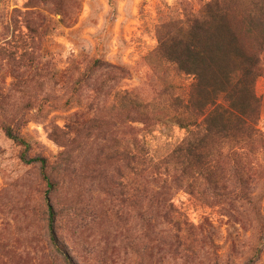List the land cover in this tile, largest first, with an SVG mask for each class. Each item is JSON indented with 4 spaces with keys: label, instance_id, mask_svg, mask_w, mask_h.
<instances>
[{
    "label": "rangeland",
    "instance_id": "1",
    "mask_svg": "<svg viewBox=\"0 0 264 264\" xmlns=\"http://www.w3.org/2000/svg\"><path fill=\"white\" fill-rule=\"evenodd\" d=\"M207 1L83 0L66 24H58L61 17L42 8L35 18L48 30L33 41L22 16L27 0H0V95L10 116L19 114L14 125L35 144L30 157L38 154L50 165L60 161L63 148L53 141L52 133L68 134L67 117L88 113L87 107L96 97L92 89L100 82L106 81L107 86L105 97L92 106H98V112L112 103L118 91L144 103H159L171 94L184 96L189 78L175 75L171 66L168 74L158 78L145 58L157 45L161 21L181 18L183 7L197 11ZM95 59L125 69L124 77L113 84L107 73L100 72L80 98L63 107L74 68L82 71ZM262 64L264 68V60ZM35 82L44 83L43 89L36 88ZM17 85L28 91L26 97L17 92ZM254 89L260 110L259 136L253 139L252 152L232 148L233 156L226 155L228 147L223 149L220 159L210 165L214 178L224 184L216 193L202 180L168 179L169 203L175 213L145 210L140 178H134L140 157L163 161L184 140L185 129L166 123L145 132L135 130L131 137L122 136L124 128L118 129L113 136L123 141L121 146L108 142L83 153L73 173L65 177L58 200L65 214L58 232L75 263L245 264L262 244L255 264H264V74ZM134 139L144 144L143 153L132 149ZM114 148L132 149L136 160L133 171L121 163L108 166L109 177L118 175L114 179L119 187L106 195L81 172L83 168L89 173L105 169L101 163ZM19 153L20 148L0 128V242L11 247L13 264H59L48 256L44 241L42 197L46 185L39 178L37 165L23 164ZM235 169L246 181L249 203L225 198L224 187L238 188L233 181ZM0 263L8 264V257L0 255Z\"/></svg>",
    "mask_w": 264,
    "mask_h": 264
},
{
    "label": "trees",
    "instance_id": "2",
    "mask_svg": "<svg viewBox=\"0 0 264 264\" xmlns=\"http://www.w3.org/2000/svg\"><path fill=\"white\" fill-rule=\"evenodd\" d=\"M82 1L27 0L22 16L32 40L40 39L48 30V27L38 25L35 18L42 8L53 16L59 15L58 24H66L68 17L80 10ZM182 11L181 18L171 17L160 22L156 32L157 45L145 58V64L158 78L168 74L169 66L175 75L189 78L184 96L171 94L168 99L161 98L159 103H144L130 93L118 91L112 103L98 112V106H92L105 97L107 86L106 81L100 82L96 89H92L96 97L87 107L88 113H74L67 117L65 127L68 134H62L58 128L55 130L59 133H52L53 141L63 148L60 161L53 165L38 154L30 157L35 144L19 132L14 125L19 114L11 117L5 98L0 95V128L3 134L20 148L19 160L23 164L37 165L39 178L46 185L42 197L45 207L42 213L44 241L48 256L59 264H76L58 232L59 221L65 217L64 211L58 207L66 184L65 177L73 173L77 160L86 151L108 142L121 146L123 141L113 136L118 129L124 128L122 136L127 137L133 136L135 130L145 132L149 127L166 123L187 131L184 140L163 161L156 163L139 159L140 168L134 179L140 178L145 210L154 209L159 213H175L169 203L168 179L177 178L178 182L185 178L202 180L216 193L224 184L214 178L210 165L220 159L223 149L228 147L226 155L234 156L236 153L231 152L232 148L252 152L256 144L253 139L258 135L256 125L260 102L254 88L258 78L264 74V0H209L202 3L197 11H188L186 7ZM100 72L107 73L108 79L115 84L124 77L125 69L107 65L99 59L91 61L82 71L75 67L72 86L62 106L67 107L75 98H80ZM35 87L42 90L44 83L35 82ZM16 88L21 96L28 95L21 86ZM28 104L29 108L33 106L29 100ZM41 109L42 106L39 111ZM131 124L141 128H133ZM131 143L132 149L139 154L144 152L142 141L134 139ZM261 147L264 148L263 140ZM132 149L114 148L101 163L105 169L89 173L83 168L81 175L95 182L100 192L112 195L116 186L119 187L114 179L118 175L113 173V177H109L108 166L121 163L133 171L132 164L136 158ZM233 181L238 188L222 186L227 192L225 198L249 203L246 181L238 169L234 170ZM261 251L262 244L245 264H255ZM0 255L7 256L8 264H13L11 247L1 242Z\"/></svg>",
    "mask_w": 264,
    "mask_h": 264
}]
</instances>
